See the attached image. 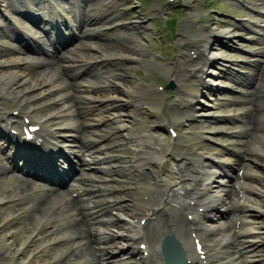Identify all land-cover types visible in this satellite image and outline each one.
I'll return each instance as SVG.
<instances>
[{
    "label": "rangeland",
    "instance_id": "rangeland-1",
    "mask_svg": "<svg viewBox=\"0 0 264 264\" xmlns=\"http://www.w3.org/2000/svg\"><path fill=\"white\" fill-rule=\"evenodd\" d=\"M31 1L35 5H40L41 0ZM93 1L95 2L90 4V2ZM57 2L58 0L51 3L54 5V3L56 4ZM28 3H30V0H0V45H3L6 39V34L3 30L6 27L8 28L7 33L11 30V25L8 23V19L4 14L9 15L12 13L17 15L19 18H23L21 13L18 12V9H15V7H19V9L26 12V6ZM63 4L69 8L67 2L63 1ZM222 6L223 3L221 0H82L80 8L82 13L84 11L92 10L96 12L99 11V15L102 12L107 14L104 18H106L105 20L108 22L106 24L109 26L105 28L104 31L99 32L102 35H100V37H96V42L103 41L118 44L117 42H123L125 40L123 42V46L128 50V53L136 54V56H140V58L143 55L147 59L146 62L132 63L131 59L128 57L114 55L110 58V60L108 59L111 62L109 71L102 75L93 76V81L90 83L93 87L90 92L86 91L85 86L80 84L82 86V91L87 93L81 97V102L83 103L85 101L83 104L92 108V116H95L96 119L92 120L94 127H92L93 130L90 131L91 135L98 137L104 147L103 149V147L100 146L101 153L97 154H100V157H102L105 155V152L110 153V157L106 159L103 158L106 162L105 164L114 169L113 174L120 175L126 179L125 182L116 181L115 178L118 179L117 176L108 175L110 180L105 181V185L109 188H120L115 196H108L112 202L116 200V206L119 207V204L128 203L127 199L132 193L139 194L133 186L136 182L137 174L134 172V166L131 165V161L133 160L134 154L138 148L143 147L142 149H145L147 147L146 149L150 150L146 145L152 140V145H157V147L161 149L165 147V150L161 152V156L169 160V154L166 152L170 147L171 141L180 144L182 140L187 139L189 143L188 147L191 149L188 150L189 153L181 155L194 157L196 159L195 155L190 154V151H192L194 147L197 148L194 150H198L204 154H215L217 148L214 141H222L221 138H224L225 135L222 133H209V137L207 139L204 138L203 144L201 140L206 128L200 126V119L194 118L192 115L185 114L192 113L193 109L188 104H179L177 96L178 88L176 86L171 88L165 87L168 82L176 81V78L174 77L176 76V73L180 72V70L184 68H187V55L189 54V51L184 48V45L188 43L191 38H195L197 43L205 44L210 38L209 34L211 29L214 27L213 23L214 25L217 24L218 27H232V25H234V20H232L233 18L231 16L222 17L221 14H217V11L228 12L231 15H234L235 11L241 10V8H237L234 4H229L221 8ZM209 7H213L211 13L207 12L209 11ZM241 12L242 13H239L238 15H242L243 10H241ZM2 14L3 16H1ZM147 16L149 18L145 19ZM217 19L221 20L218 22ZM163 22L167 25L165 26ZM242 22L247 23L243 20ZM121 23L124 24L121 25ZM112 24H116L118 27ZM126 25L129 29L126 28ZM228 32L230 34L235 33L236 35H245L238 27L237 29L235 27L233 31L230 30ZM231 37L233 38L234 36ZM240 41L242 42L241 45L243 47H250L247 40ZM231 42L232 41L230 40V43ZM5 43L9 46H0V48L2 47V49H6L7 47L12 46L9 42ZM118 45H122V43H119ZM74 48L75 52L79 55L83 57L90 56L92 59H94L96 55L104 52L103 49H107L104 47L99 48L97 44H95L94 47H88L83 44L77 45ZM231 48H233L232 45L225 44L224 47L221 46L217 49L224 53L222 58H230V56L234 55L233 53L237 52L236 49L234 51ZM230 50H233L234 52ZM105 51L109 50L107 49ZM125 58H127V60ZM102 65L103 62L95 61V63L85 64L84 67L90 66L96 68ZM172 65L178 67L179 70L175 73L168 70ZM26 66L27 64H24L23 68ZM34 66L36 65H30L28 66V69L34 70ZM217 82L222 83V81L219 80H217ZM99 84L101 85L98 86ZM126 85L142 86V88H146V92H149V89L151 90V88L155 87L162 92V97H160L162 100L156 101L155 99H144V102L135 105L133 108V99L136 96V92L127 93L124 92V90H121ZM161 85H163L162 88ZM49 95L51 100H56L57 104L61 103L62 100L58 98L55 93L50 92ZM106 95H117L123 97L128 96L130 101L125 105L123 101H120L118 105H115L114 102H108L105 103V107L99 109L92 105V102L102 103L99 98ZM227 95V90L222 88L219 92L220 98L218 99L221 100L222 96ZM61 98L63 99V97ZM76 99L79 100V98H74V100ZM147 100L149 102H146ZM10 101L18 102L19 100L12 98ZM207 101L208 100H206V102ZM176 105L179 106L177 107L178 109L170 110V112L168 111L169 106ZM241 105L243 104L241 103ZM63 106L67 107V105ZM160 106L163 108L165 113L164 115L167 116V120L171 124L176 125L178 128V134L175 138H172V140H170L169 135L166 132L163 116L157 115L158 118L155 117V114H158L156 111ZM45 108L40 105L36 107L37 111H35L39 114L41 113V116L54 111L52 108ZM221 108H223V106L218 107V109ZM70 109L72 110L71 107ZM234 109L235 110L233 111H240V106L235 105ZM71 110L67 113H70L69 115L72 116L73 111ZM179 110L181 111V115L176 113ZM139 118L140 120H138ZM121 120L125 122L136 121V123L132 125L135 135L139 134L141 136L142 133H146V137L141 138L139 141H132L134 139H131L124 127H122ZM48 123L52 125V127H56L60 124L59 118L54 115L48 120ZM203 123L204 125L218 124L228 130L233 128L225 119L215 121L213 118H203ZM252 143L250 145H252ZM261 147L264 149V142L261 143ZM249 151V156L254 155L255 151H251V148ZM1 159H4L2 154H0V161ZM200 160L205 161L204 157H200ZM256 160H258V172L260 174V177L255 180L258 188L260 189L259 194H257L256 197L264 206V167L262 166V163H264V150L263 153L257 156ZM213 164L214 163H212V165ZM149 166L151 165L149 164ZM13 175L16 174L0 178V208L1 204L4 203L3 200L8 197L7 188L9 187V183H12L11 180ZM8 176H10V178H8ZM153 179L154 178H152V181ZM11 210L12 208L4 210L0 212V215H4L5 212H11ZM10 214L11 213H9L6 219H0V230L3 232H8V230L12 231V240L10 238V242L15 244L20 239L26 238L28 233L32 232L34 229L27 226L20 232H14L12 227L15 226V221L19 217L18 215H20V213L17 214L18 217H14ZM116 215L119 214H110V216ZM261 222H264V218H262ZM120 223H124L123 219H120ZM116 230H118V228ZM29 243L31 253L35 254L34 251H36V249H34V241H30ZM18 257H24V260L27 259L24 264L34 263L31 260H28V257H25L23 254L18 255ZM258 257L259 259H264V256L260 257L259 254ZM8 264H20L19 259L14 258V260L8 262Z\"/></svg>",
    "mask_w": 264,
    "mask_h": 264
},
{
    "label": "bare ground",
    "instance_id": "bare-ground-1",
    "mask_svg": "<svg viewBox=\"0 0 264 264\" xmlns=\"http://www.w3.org/2000/svg\"><path fill=\"white\" fill-rule=\"evenodd\" d=\"M100 26L102 27L103 24H97L94 25L93 27L100 28ZM96 41L97 40L95 39L87 44L93 47L95 44H97L99 48L104 47L109 50V51H105L107 49H103L104 52L95 56V58L100 57V60L102 61L106 59V62L110 63L109 60L114 55L117 56L122 55L128 57L129 59H131L132 63L147 61L146 57L143 55L140 58V56H136V54L128 53V50L125 49L123 46V42L125 40L123 42L121 41L117 42L118 44L122 43V45L107 43L103 41L102 42L99 41L96 42ZM211 42H212V38H209L205 44L197 43L195 38H191L190 41L185 44V49L189 51L188 62L186 64L187 68H184L180 70V72L176 73V76H174L176 78V81H173V83L178 88L177 96H178L179 104L182 103L188 104L193 109L192 113H185V114L192 116L197 115L202 117L205 115H209L211 114V112L215 111L214 107H215V103L217 102L213 100L207 102L205 105L203 104L204 106L199 105V102L201 100L200 96L202 94L203 95L207 94L208 96H210L211 91L215 90L219 86V84L215 82L216 79L213 76L214 73H216V71H214L213 68L210 66H212V63L215 62V60H212V58H218V56L221 55L222 53L214 49H210L212 48ZM193 52H196V56L194 58L191 55ZM66 57H70L71 59L76 57L80 62H87L91 60V58L89 57L83 58L78 53L74 51H69V53H66V55L62 57L63 61H60V64L62 65L66 63L72 64V62L65 60ZM37 58H38L37 56H32L27 54L20 56L19 54L16 53H10L8 51L0 50V101L4 100V98L18 99L19 100L18 102L23 107L22 109L25 112H28L29 115L32 117V119L36 122L39 123L48 122V120L55 115V116H59L62 119L65 125L64 127L71 128L75 126V121L78 119L74 118L73 120V118H70L67 115L64 108H62L59 105H54L52 102H48L49 101L48 96H50L49 95L50 91L53 89L52 86L53 84L49 83L50 80L52 79L51 76L53 72H50L49 74L47 73L45 76H40L41 71L44 70L41 69V70L31 71L28 70L27 67L23 68L24 59L37 60ZM168 70L173 71V73H175L179 69L175 65H172ZM145 89L142 88V86L140 87L139 85L137 86L126 85L121 90H124V92L127 93L136 92L135 94L136 96L133 99V108L135 107V105L144 102L145 101L144 99H149V100L155 99L156 101L162 100L160 98L162 97V92H160L157 88L153 87L151 88V90L149 89V92H146ZM122 97L123 96L106 95L99 98V100L104 105L105 103L108 102H114L115 105H118L120 101H124L125 104H127L130 101L128 96L126 97L124 96L123 98ZM208 98L210 99L211 97ZM228 101L224 103L225 107L222 109L223 114L226 116L232 110L229 107L231 103L228 104L227 103ZM146 102L149 101L147 100ZM41 104H43V106H45L46 108L54 109V111L45 114L44 116H41L38 112L35 111V108ZM177 107L179 106L178 105L169 106L168 111L170 112V110H176L178 109ZM0 108L2 114L4 115L3 116L4 125L8 123L17 122L18 120L17 116L7 115L6 107L1 106ZM179 111H177L176 113L181 115V111L180 112ZM259 117L264 118L261 115H259ZM121 122H122V127H124L125 131L129 134V137L132 138L133 136L132 123L125 122L123 120H121ZM136 138H140V137H136ZM146 152L148 151L141 150V151H137L136 153H146ZM205 157H207L206 159L207 163L197 164L195 167L197 168V171L200 172L201 175H203L201 177L200 176L197 177V179L199 178L200 180L197 185H201L199 186V189L201 191L200 194L196 197V199L198 200V204L203 205L204 213L207 212L206 216L199 218V223H198L199 224L198 231L203 237L204 245L207 247L208 253L210 255V259H207L206 262L208 264H262L264 259L262 258L259 259L258 254L255 253V250L260 245L264 244V222H259L254 219H256V213H258V211H261L263 209H261L260 204L253 203L254 201L251 199V194L254 191H256V186L253 183V181L255 180L253 179L256 177L259 178L260 176V174L257 172L256 162L254 160L253 161L246 160L245 162L246 175L244 181L241 182L240 185V189H241L240 191L243 192L242 197L238 196L237 198H235V200L232 201V198L234 199L235 197V190H232V188H225L224 186L221 187L220 189H216L214 188V186H217V183L220 184L222 180H225L226 177L228 178L231 175V168L229 167L232 165L233 159L229 155H224V153H222V149H219V152L216 154H211L210 157H208V155L206 154ZM137 159L138 157L136 158V160ZM138 162L139 164L138 165L135 164V165L138 166L139 168H142L146 163V161L144 160L143 161L139 160ZM182 163L184 164L183 160ZM212 163L214 164L212 165ZM98 166H100V168H102L104 172H106L107 174H109V172H111L113 169L112 167H111L112 169L106 167L103 168V166L105 165L104 164L101 165V163H99ZM196 175L198 176V173H196ZM217 177L220 178L216 179ZM14 181L16 182L18 189H16V186L15 187L11 186L8 192L10 196L16 195L17 193L22 191H34V192L38 191L37 187H39V185L33 184V182L29 181L28 179L22 177H15ZM192 183L193 182H189V185L192 186L195 185L194 183L193 184ZM58 195L61 194L58 193ZM58 195L48 197L44 201H42L39 207L36 208L30 220L28 222H25L23 226L29 225L30 227L31 225V227L33 226L35 229L40 230L42 227L47 226V224L51 222L52 218L62 215L64 212H61L58 215L52 214V211L54 210L55 206L57 205V203H59V200L62 199L63 197V195L62 196H58ZM240 203L243 204V220L240 226V230L238 232H234V228H235L234 222L228 218L224 220H221V218L227 217L229 212L232 211L235 204H240ZM138 204L142 206L148 204L151 207V214H152L153 208L150 201L145 202L141 200L138 202ZM164 205L165 204L163 202L159 207H156L154 209L155 219H151L147 223L145 222V225L149 223L153 224L148 226L146 232L148 229H150V233H153V236L149 237L150 239L149 242L153 247L150 246V244H148V249H150L151 254H153L154 251L156 259L149 258L151 256L150 254L149 256L146 257H140L138 264H162V261L159 257L158 244L157 241L154 239V235H158L160 237V235H162L164 231H170V230L174 231L175 235L178 237V239L182 244V247L184 249V255L187 258V261L185 263L194 264V262L196 261V255L193 249V244L190 241L189 232L187 230L190 225V222L183 219V221H181V223L178 226H176L170 222L172 220L167 219L165 223V221L163 220V216L159 214L161 210H165ZM13 208L14 210L19 212V211H23L24 206L18 205ZM122 210L121 211L123 212V214H129L130 205L128 203L124 204L122 206ZM68 211H70V208L66 207V213ZM133 215H136V213ZM164 215L167 217L168 212H164ZM7 216L8 215H5L2 218H7ZM117 220L118 218H112V220L109 223L107 224L101 223V225H98L96 227V230L99 229L100 231L107 233L109 238L116 240V243L114 244V248H111L110 250L107 247L104 248L107 254H109V252L113 250L123 249L126 246L129 247L131 243L135 242L134 234L136 233L135 230L137 229V227L136 226L134 227V222L132 221L129 222V224L123 229H121L123 227V225L121 224V226L118 225V230H112L110 227L117 225L116 224ZM82 225H83L82 222H78L73 226L70 227L68 226L64 230H68L70 228V230L79 232L85 228L82 227ZM61 233L62 232L53 231L52 235L64 236ZM34 235L35 234L30 233L27 235L26 238H22L17 243L12 244L10 242V237L12 236V233L9 230L8 232H3L2 230H0V264H7L9 261L13 260L14 258H18L19 263L24 264L26 262V259L24 260L23 257L22 258L18 257V255L22 253L25 254L28 257V259H30L32 255L30 250L28 249V246L31 237ZM51 236L45 240L47 241L51 240L52 239ZM62 238H66V236ZM50 245L51 244L48 243L45 249L50 247ZM234 246L238 247V250L235 251ZM76 248L77 247L72 242L67 241L66 243H63V246L61 248H58L56 250L49 252L46 255H43L39 260L35 261V264H48V263L54 264L56 260H59L61 258L63 260L64 257H66L69 254H72V252L74 254L72 260H76L77 263H81V262L84 263L86 260L89 263H92V261L94 260L93 258L97 259V257L94 255L91 245H87V246L81 245V249H76ZM131 248L132 250L134 249L133 246ZM77 250L79 251L76 252ZM237 251L239 252V254L235 253ZM128 252H130V250L128 249L122 251L123 254H128ZM91 255H94V257L93 256L91 257ZM117 263L133 264L126 260L124 262H119V261L115 262V264ZM61 264H67V262H63Z\"/></svg>",
    "mask_w": 264,
    "mask_h": 264
},
{
    "label": "water",
    "instance_id": "water-1",
    "mask_svg": "<svg viewBox=\"0 0 264 264\" xmlns=\"http://www.w3.org/2000/svg\"><path fill=\"white\" fill-rule=\"evenodd\" d=\"M171 84H172V82H171Z\"/></svg>",
    "mask_w": 264,
    "mask_h": 264
}]
</instances>
